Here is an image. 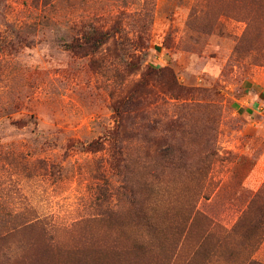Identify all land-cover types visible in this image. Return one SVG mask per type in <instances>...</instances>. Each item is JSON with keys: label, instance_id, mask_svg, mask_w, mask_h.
Instances as JSON below:
<instances>
[{"label": "rangeland", "instance_id": "obj_1", "mask_svg": "<svg viewBox=\"0 0 264 264\" xmlns=\"http://www.w3.org/2000/svg\"><path fill=\"white\" fill-rule=\"evenodd\" d=\"M116 28L123 39L86 47L90 29ZM148 67L191 93L151 84L125 115L120 174L113 106ZM260 92L264 0H0V264H242L250 252L264 264L249 227L264 219ZM133 122L155 129L146 143ZM174 122L189 167L152 161L149 138ZM92 141L102 149L73 147ZM95 250L106 258L88 259Z\"/></svg>", "mask_w": 264, "mask_h": 264}, {"label": "trees", "instance_id": "obj_2", "mask_svg": "<svg viewBox=\"0 0 264 264\" xmlns=\"http://www.w3.org/2000/svg\"><path fill=\"white\" fill-rule=\"evenodd\" d=\"M125 37L121 29H114L112 31H98L96 29H90L88 33L84 34V40L86 47H91L92 51L96 52L99 50L102 45H104L107 41L111 40L112 38H117L121 40ZM120 42V41H119ZM95 48V49H94ZM133 66V63L131 64ZM135 69H139L137 65ZM152 83L158 84L165 92L169 93L175 99H178L180 94L182 95H189L191 92L190 90H186L182 88L170 68H153L148 67L141 75V79L136 85L130 90L128 95L120 100H118L114 106L113 111L116 116V126L113 130H111L106 138V141L110 144L111 149V157H112V168L114 171H117L120 174H125L126 167V158L124 156V147H123V135L126 132L125 124L123 121L125 120V115L131 116L133 113L138 112L141 109V105L146 96L150 94V86ZM133 126V135L135 136L136 141L140 144L146 143L145 137V130L155 132V129L151 125H144L138 123H132ZM181 126L178 123H172L168 126V137L164 136V138H160V140L154 139L153 137L149 138V141L154 144L155 147V155L151 156L152 161L156 162L159 160L161 163L165 164V166L169 165H177L178 162L182 163L184 167H189L188 159L189 156L186 158V152L183 150L181 154L178 156V151L176 147L171 143V141L175 138V134L181 131ZM147 136V135H146ZM74 148L81 150V151H90V152H97L102 149V145L98 142L92 141L88 143V145L84 146L82 144H76L73 146ZM200 164H203L200 161ZM154 170H156V166H152ZM201 168L198 167L197 170L200 171ZM156 173V174H155ZM153 178L159 177V171L153 172ZM260 199H254L250 204V207L247 211L243 213L242 218L240 219V223L245 220V217L249 215L254 208L255 204H258ZM258 202V203H257ZM264 204V203H263ZM135 211L136 220L139 221L141 225L144 223L145 216L147 217V213L141 210L138 207H132ZM143 219V220H141ZM239 223L234 226L233 229L229 230L227 237H231L237 231ZM251 230H254V234L259 235L257 244L261 243L264 239V219L261 218L257 220L254 224L252 223L249 225ZM253 235V234H252ZM248 249L253 248L252 244H246ZM249 252V251H248ZM104 254V253H103ZM101 254L99 251H93L90 253L88 259H92L93 261H102L106 258ZM81 258V257H80ZM78 258V259H80ZM242 264H262L252 259V252L247 254L244 258Z\"/></svg>", "mask_w": 264, "mask_h": 264}, {"label": "crops", "instance_id": "obj_3", "mask_svg": "<svg viewBox=\"0 0 264 264\" xmlns=\"http://www.w3.org/2000/svg\"><path fill=\"white\" fill-rule=\"evenodd\" d=\"M263 95H264V92H260L258 95L256 94V97H262ZM259 107H260V110L263 108L260 114L264 116V104L262 105V103H260ZM251 127H253L254 131H256V138L254 140L261 141V142L264 141V119H259L255 121L254 123L251 124ZM250 140H253V139H250ZM257 158L258 159L256 160V163H255L256 165L254 168V173H253L252 178H255L257 171H259L260 169H264V146H263L262 152L257 156ZM255 180L256 179H254V181Z\"/></svg>", "mask_w": 264, "mask_h": 264}]
</instances>
